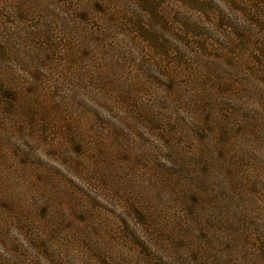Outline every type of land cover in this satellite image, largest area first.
I'll return each instance as SVG.
<instances>
[{"label": "rangeland", "instance_id": "1", "mask_svg": "<svg viewBox=\"0 0 264 264\" xmlns=\"http://www.w3.org/2000/svg\"><path fill=\"white\" fill-rule=\"evenodd\" d=\"M242 1L0 0V264H264Z\"/></svg>", "mask_w": 264, "mask_h": 264}, {"label": "trees", "instance_id": "2", "mask_svg": "<svg viewBox=\"0 0 264 264\" xmlns=\"http://www.w3.org/2000/svg\"><path fill=\"white\" fill-rule=\"evenodd\" d=\"M101 3V2H100ZM99 2H93L92 6L102 7ZM242 16L243 17H249V19L246 20L244 18L242 20V41H245L247 39H250L252 37V30L255 25L262 28L264 30V0H243L242 1ZM145 16L142 14H139V18L143 20ZM1 44V42H0ZM263 57L262 58H256V61L258 63L263 64ZM5 84L4 82L0 81V100L2 99V95H5ZM247 219H249L252 224L249 228V231L253 233L252 238L250 236L247 237V245L249 247V243L252 244L256 239H262L264 241V224L259 223L260 220L264 222L263 219H259L258 217H252V216H246ZM261 226V227H260ZM258 235V238H254ZM251 241V242H250ZM264 243V242H263ZM254 251V250H253ZM252 255H255V253H252ZM246 257V256H242Z\"/></svg>", "mask_w": 264, "mask_h": 264}]
</instances>
